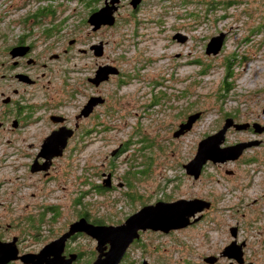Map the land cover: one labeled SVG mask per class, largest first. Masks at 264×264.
Instances as JSON below:
<instances>
[{
  "label": "rangeland",
  "instance_id": "rangeland-1",
  "mask_svg": "<svg viewBox=\"0 0 264 264\" xmlns=\"http://www.w3.org/2000/svg\"><path fill=\"white\" fill-rule=\"evenodd\" d=\"M45 2L0 0V33L30 34L32 22L23 19ZM140 2L131 9L125 0L115 26L98 32L81 23L93 0L50 2L55 15L41 22L67 17L60 42L73 40L65 58L49 68L55 74V100L65 103L61 110L70 118L89 95L105 101L80 120L46 176L30 171L33 149L21 140L8 143L0 154V217L13 224L4 235L18 234L26 249L35 250L81 211L116 225L144 204L198 197L211 202L199 221L168 233H142L119 264H209L203 260L209 255L217 257L212 264H229L219 254L235 225V239L246 242V257L264 264V128H229L223 145L259 143L222 166L206 165L197 179L182 166L225 117L264 127V0ZM220 31L219 51L205 54L206 42ZM176 32L186 36L183 42L171 38ZM36 33V48L55 49L45 45L58 39L44 42L43 33ZM99 39L107 43L104 55L96 57L87 47ZM105 61L118 74L93 85L87 77ZM197 111L191 127L174 137L178 124ZM40 128L42 135L43 125L29 130ZM37 139H30L33 146ZM107 174L110 187L102 186ZM39 215L42 223L29 229L24 217ZM17 219L21 224L15 225Z\"/></svg>",
  "mask_w": 264,
  "mask_h": 264
},
{
  "label": "flooded vegetation",
  "instance_id": "flooded-vegetation-1",
  "mask_svg": "<svg viewBox=\"0 0 264 264\" xmlns=\"http://www.w3.org/2000/svg\"><path fill=\"white\" fill-rule=\"evenodd\" d=\"M45 1L46 2L44 4L37 6L36 10L34 11V15L26 16L23 19V22L25 23L29 20V18H30L29 21L32 22L31 27L27 29L32 31L30 34L25 32L22 35H17L16 37L14 36V38H12L10 35H7L5 33H0V144L6 145V146L4 145L5 147L4 146L1 147L2 151L0 150L1 151L0 154H2L7 149L6 147L10 146L8 145V143H11V141L21 140V142L25 144L26 147L33 149L32 160L36 158L37 164L43 161V157L39 154H40V145L42 144V141L45 136H47L52 130H56L58 127L61 126L71 128L72 134L69 138H67L66 145L64 146L65 148L69 143V141H71L74 138L80 120L84 118V117H77L76 116L77 113H74L71 118L68 117V115L63 113V111L61 110V108L64 107L63 104L65 103L63 102L58 103L55 100V96L57 94V89L53 88V86H55L54 84L55 74L54 72H51L49 68L54 62L63 60L65 58V56L68 54V52H70L73 46V40L69 41L67 45H64L62 44V42H60L62 38L60 37L59 34L65 28V24L68 20L67 17L63 16L61 20H59L57 23L54 22L52 23V21H48L47 23L41 22V20L44 17L48 19V17H52L55 15V10L53 8L54 5L50 3L55 0H45ZM108 1L109 0L107 1L93 0V2L96 3L93 6L89 7L85 18L81 20V23L85 25L87 24L91 30V26L86 22L87 16L92 11L104 6L105 2ZM124 1L125 0H119L118 3L114 4L115 10L113 12V16H114L113 24L111 26L101 25L98 29L95 30V32L102 31L106 28H111L115 26L116 22L118 21L119 12L123 7V5L126 4L124 3ZM129 1L130 0H127L128 4ZM59 5L61 6V4ZM65 6L66 5L63 3V8ZM64 11L65 9L58 12L62 14ZM36 29H38L39 32L43 33L42 37L45 39L44 42H46L47 39H49L50 37H53L54 39L55 38L58 39L56 41H52L48 45H45L47 47H51L55 49L51 51L49 50L46 51L36 48V40L38 34L37 33H36L37 35L33 34L34 32H36ZM98 41H102L103 47H102L101 56H103L105 52L104 47L106 46L107 41H103L99 39L97 41L90 42V44L87 47V50L92 54V50H90L89 47ZM101 64L112 65V63L109 61H105L104 63ZM87 97H90V95ZM104 101L105 99L103 98V102ZM54 116H58V118L61 119L59 121H53L52 119L54 118ZM38 125H43L45 127V132L42 135L40 134L41 128L39 129L38 133L36 131L33 132L32 130H29V128H31L32 126L35 127ZM214 131L215 130H213L212 132ZM207 134H205L204 136H206ZM35 137L38 138L36 142L38 144L36 146H33L30 139H33ZM224 145H230V144H224ZM64 148L62 149V152ZM55 158L56 157H53L51 159L50 165L46 171L39 170L37 173L44 174V176H46L49 173V170L52 167L53 160ZM222 163H226V162H222ZM222 163H211L210 161H207L202 168H204L206 165L217 164L222 166ZM3 166L4 164L0 168H2ZM229 174H231V172ZM263 196H264V192H263ZM210 207H211V202L209 208ZM209 208L204 209L200 213V217ZM81 212H82L81 214L80 213L77 214L72 220L65 223V225L61 227L63 230L60 231L57 235H55V237L47 239V241L42 243L41 246L35 250L26 249V247L22 245V241H25V239H22V237L19 236L18 234L4 235V232L8 231V228L12 227L13 223L7 222L3 217H0V249L3 250L6 247L9 248L12 247L16 249L17 256L25 253H37L47 243L58 238L62 233H64L68 229L69 224L79 219L80 217H84L87 222L93 224H104L101 221H97L89 218L86 211H81ZM37 218L39 220H34ZM14 219L13 221H15ZM41 219H42L41 215H39L38 217L25 216L24 223L27 221V223L29 224V229H32L33 225L42 223ZM199 219L197 221H199ZM195 222L189 224L188 226H191ZM15 223H16L15 225L21 224L20 219H17ZM235 227L237 233L238 227L236 225ZM175 230H170L169 232ZM146 231H151V229L140 230L139 237L133 239L132 242L128 245V247L131 244L136 243L135 242L136 240H138L139 242L140 235ZM157 232L160 233L161 231H157ZM80 239L87 240V243L86 244L84 243L83 246ZM91 241L93 242L92 247H91ZM240 241L242 240L236 239V242H240ZM95 246H96V240L94 238H92L90 235L82 231H77L71 234L68 238H66V240L62 245L60 256H62V260L64 261H66V259L70 258L71 256L72 259L69 261V264H91L92 261L97 256V251L95 249ZM244 246L242 247L243 260L239 264H248L249 262H252L246 257V251L245 249H243ZM106 249L107 246L105 244L103 251H106ZM0 264H25V263H23L21 259L15 258ZM229 264H238V263L230 259Z\"/></svg>",
  "mask_w": 264,
  "mask_h": 264
},
{
  "label": "water",
  "instance_id": "water-1",
  "mask_svg": "<svg viewBox=\"0 0 264 264\" xmlns=\"http://www.w3.org/2000/svg\"><path fill=\"white\" fill-rule=\"evenodd\" d=\"M107 1V0H106ZM119 0H109L105 2L104 6L92 11L86 18V22L91 26V30L95 31L101 25L111 26L114 22L113 12L115 10V3ZM140 0H130L129 4L132 9L136 8ZM110 3V4H109ZM177 42H183L186 36L182 33L176 32L171 36ZM224 39V32H219L213 35L205 44V54H216ZM102 41L92 44L89 48L92 54L96 57L102 55ZM118 74V69L111 64H100L95 70L94 74L87 77V80L93 85H98L100 82L108 79L110 75ZM103 98L99 95L90 96L82 105L77 117H85L93 110V108L101 104ZM200 112L188 114L185 121L178 124L177 129L172 132L174 137H177L187 131L192 123L198 119ZM61 118L54 116L53 121H59ZM251 127L254 132H261L263 126L257 123H236L232 117H225L221 126L214 132L207 134L201 138L197 144L194 155L182 166L185 173L197 179L202 167L207 161L211 163H222L235 160L247 148L255 146L259 140L240 141L230 145H223L225 133L228 128L232 127L236 130H243ZM72 134L71 128L58 127L52 130L44 137L40 145V154L43 161L37 164L36 158L30 165V171H46L50 165L53 157L60 156L62 149L66 145V140ZM230 173L231 171H226ZM102 186L110 187L109 174L102 180ZM210 201L194 197L190 199L178 198L171 201L156 200L153 203H148L140 206L125 219L116 225L93 224L87 222L84 217L71 222L68 229L62 233L58 238L50 241L42 247L37 253H25L16 255V249L6 247L0 249V263L8 260L19 258L25 264H69L72 259L67 258L62 260L60 252L62 245L66 238L77 231H82L96 240L95 249L97 251L96 258L91 264H119L124 255L128 245L133 239L139 237L140 230L151 229L153 231H161L168 233L170 230L181 229L200 218V213L209 208ZM232 240L226 244L220 254L222 257L234 260L238 264L242 262V247L245 245L244 241L236 242V227L230 228ZM107 246L106 251H103L104 246ZM203 260L209 264L217 260L215 255L205 256ZM141 264H147L145 260ZM248 264H252L249 262Z\"/></svg>",
  "mask_w": 264,
  "mask_h": 264
},
{
  "label": "trees",
  "instance_id": "trees-1",
  "mask_svg": "<svg viewBox=\"0 0 264 264\" xmlns=\"http://www.w3.org/2000/svg\"><path fill=\"white\" fill-rule=\"evenodd\" d=\"M251 159H253V158H250V159H248V160H251ZM79 213L81 214L82 212H79ZM79 213H78V214H79ZM94 220L100 221L99 219H94Z\"/></svg>",
  "mask_w": 264,
  "mask_h": 264
}]
</instances>
